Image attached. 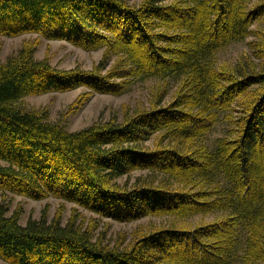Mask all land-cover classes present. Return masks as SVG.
<instances>
[{"label": "trees", "instance_id": "obj_1", "mask_svg": "<svg viewBox=\"0 0 264 264\" xmlns=\"http://www.w3.org/2000/svg\"><path fill=\"white\" fill-rule=\"evenodd\" d=\"M25 34L103 52L91 70L57 69L34 59L36 38L0 61V195L60 201L24 225L1 202V260L264 264V0H0V37ZM147 80V101L77 132L20 108L85 88L73 109ZM106 221L138 224L112 242Z\"/></svg>", "mask_w": 264, "mask_h": 264}, {"label": "rangeland", "instance_id": "obj_2", "mask_svg": "<svg viewBox=\"0 0 264 264\" xmlns=\"http://www.w3.org/2000/svg\"><path fill=\"white\" fill-rule=\"evenodd\" d=\"M139 2L140 0H132ZM36 38L40 39V43L35 48L33 57L35 60L48 58L52 67L57 69H72L78 67L81 70H91L96 64L103 50L86 51L75 47L72 44L63 40L51 39L47 40L39 37L37 34H25L17 37H0V61L15 54L22 46L24 41H33ZM247 49L245 42H238L229 45L220 53L221 59L227 61H236L241 53ZM154 84V81L147 80L143 82H135L131 88L120 95L103 94L95 92L81 106H75L70 109L71 104L83 93L87 92L85 88H77L64 93H51L39 96H29L24 98L20 103V108L27 111L42 113L45 112L47 121L56 124L68 132H77L85 129L96 122L107 121L113 115H121L123 104H135L138 100L147 101L149 89ZM141 100V101H142ZM225 124L219 121L216 126L204 137L205 142L211 143L216 138L224 135ZM0 164H2L0 162ZM4 202L9 212L20 210L19 223L24 225L29 218L40 219L41 212L47 209L48 218L52 219L54 213L60 203L57 199L47 198L44 200H33L18 195L8 193V195H0V203ZM68 204L62 215V224L68 220L70 208ZM84 214L87 212L84 211ZM89 214V213H88ZM89 217V216H87ZM107 224L101 225V229H106L105 239L107 241L117 238L119 233L130 232L137 224L135 223H120L116 221H106ZM146 219L141 220V223H146ZM0 264H8L0 259Z\"/></svg>", "mask_w": 264, "mask_h": 264}]
</instances>
